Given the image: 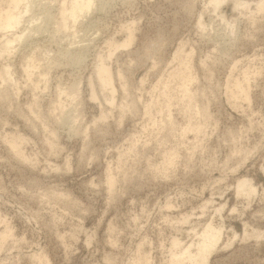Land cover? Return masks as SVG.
Masks as SVG:
<instances>
[{"label":"rangeland","instance_id":"rangeland-1","mask_svg":"<svg viewBox=\"0 0 264 264\" xmlns=\"http://www.w3.org/2000/svg\"><path fill=\"white\" fill-rule=\"evenodd\" d=\"M10 1L0 264H197L210 222L207 264H264V0H95L77 21L64 0Z\"/></svg>","mask_w":264,"mask_h":264},{"label":"bare ground","instance_id":"bare-ground-1","mask_svg":"<svg viewBox=\"0 0 264 264\" xmlns=\"http://www.w3.org/2000/svg\"><path fill=\"white\" fill-rule=\"evenodd\" d=\"M25 0H11L10 2L13 3V6L16 8L17 6H19V4H21V2H23ZM224 1L226 0H211L210 3L213 4L214 8L216 9L221 3H223ZM64 2V10H63V17L64 18H67V16H70V18L74 21H77L78 18L86 13H88L91 9L94 8L95 6V0H72L70 2V5L68 6L66 4V0L63 1ZM234 4H235V7H238L240 5H242L243 3L239 0H234ZM262 3H260L261 5L259 7H264V1H261ZM1 3V2H0ZM1 5V4H0ZM30 4H28L26 7V11H30ZM3 8V7H2ZM0 9L1 13L3 12L2 10L3 9ZM0 13V28L2 30H14L16 28L19 27V25L21 24V20H22V13L21 12H17L15 10H9L5 16V13H4V16H2V14ZM3 17V18H2ZM39 30V28H38ZM37 30V31H38ZM129 33H128V36L127 38L123 41V43H121L120 45L118 44L116 46V48L118 47H129L133 41H134V33L131 29L128 30ZM14 35V34H13ZM16 35V33H15ZM17 36V35H16ZM25 36L27 37V35H19L18 36V39H26ZM29 39V38H28ZM1 41V40H0ZM15 42V40L11 39L10 37H7L6 40H5V48H11L12 44ZM4 43V42H3ZM112 44V43H111ZM113 45V44H112ZM116 45V44H115ZM115 48V49H116ZM117 51V49L115 50ZM114 51V53H115ZM111 54H113L111 51H110ZM109 53V55H110ZM103 62V61H101ZM105 62L101 63L102 65L101 66H98V69H97V76L96 78L98 79L99 83H100V87L103 88V89H108L111 93L115 91V87L113 86V73L111 71V68H109L108 65H105L104 64ZM100 67V68H99ZM186 73V72H185ZM179 74L183 75V77L188 81L187 77L189 75H184L183 72H179ZM120 76V73L118 74ZM122 75V74H121ZM176 77V76H175ZM191 78V77H190ZM192 80V79H191ZM91 85H93V83H91ZM96 86V85H95ZM93 87V86H92ZM97 87V86H96ZM245 87V86H244ZM243 87V89H244ZM93 90V89H92ZM95 90V89H94ZM94 90H93V97L96 96V91L94 93ZM186 91H189L188 88H186ZM4 92V91H3ZM2 93V92H1ZM5 96V95H4ZM63 96V95H62ZM10 98V97H9ZM96 98V97H95ZM61 100V99H60ZM59 101V100H58ZM57 103V102H56ZM112 103V102H111ZM62 108V107H61ZM76 108V107H75ZM57 109V108H56ZM60 112V111H59ZM67 114V113H66ZM106 116V115H105ZM60 117V116H59ZM67 119V118H66ZM62 121V120H60ZM65 121V120H64ZM20 146H18V143L15 141V142H12L11 143V148L16 152V153H19L20 154ZM172 161V160H171ZM110 174V173H109ZM112 174V173H111ZM110 177L108 178V183L110 186H113L114 185V179L113 177H111V175H109ZM114 180V181H113ZM112 188V187H111ZM237 190H238V193H246L247 195L249 196H252L253 194H255L256 192V188L254 186L253 183H251L250 181L248 180H240L239 183H238V186H237ZM67 197V196H66ZM220 230L219 228L214 225L212 222H210L208 225H207V228L206 230L201 234V241H200V244H197L198 247H199V253L193 257H188L189 260H195V262L197 264H207L208 262V259L211 255V253L216 249L217 247V244L219 242V238H220ZM8 232L6 231L3 236H8ZM199 243V242H198ZM195 254V253H194ZM193 254V255H194ZM42 261V260H41ZM44 262V261H43ZM40 263V264H49L48 262H44V263Z\"/></svg>","mask_w":264,"mask_h":264}]
</instances>
